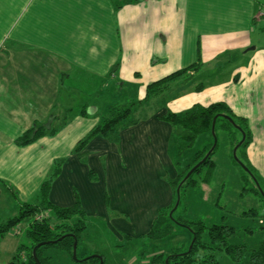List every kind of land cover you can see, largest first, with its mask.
Returning a JSON list of instances; mask_svg holds the SVG:
<instances>
[{
  "label": "crops",
  "instance_id": "crops-1",
  "mask_svg": "<svg viewBox=\"0 0 264 264\" xmlns=\"http://www.w3.org/2000/svg\"><path fill=\"white\" fill-rule=\"evenodd\" d=\"M259 31L264 11L256 0H0V199L17 208L37 203L58 163L48 195L54 206L77 200L101 223L108 209L131 215L144 227L125 236L145 237L173 204L180 174L166 113L221 102L235 118L258 114L264 122V51L252 39ZM194 65L146 98L148 85ZM126 83L136 85L138 105L98 101L102 88ZM130 105L144 108L118 141L93 137L76 151L110 106ZM34 124L57 132L17 146Z\"/></svg>",
  "mask_w": 264,
  "mask_h": 264
},
{
  "label": "trees",
  "instance_id": "trees-1",
  "mask_svg": "<svg viewBox=\"0 0 264 264\" xmlns=\"http://www.w3.org/2000/svg\"><path fill=\"white\" fill-rule=\"evenodd\" d=\"M195 69L196 65L190 66L148 85L146 88V98L162 95L173 81L185 76L189 71H195ZM198 89H200V86ZM131 114V105L110 106L107 115L103 117L102 121L77 144L76 151L82 148L93 137L104 138L111 142L118 141V131L121 128L136 123L131 119ZM225 116L230 118L238 129L225 119ZM214 118L216 119L212 134L211 129ZM162 119L174 128V136H176L177 142L173 145V152H175L178 146L179 154L181 152L184 153V150L190 149L198 138L203 141L210 139L211 143L205 145V148L201 151L196 152L193 164L187 165L185 170L183 172L181 171L174 181V202L168 208L169 216L165 218L166 211L163 210L164 212H160L151 224L148 233L145 235L147 239L152 241L163 240L171 235L174 226H180L189 229L192 233V240L189 246L186 249L176 247L165 254L154 255L149 259V264H218V253H223L228 256L233 264H264V227L260 228L263 232V238L259 245L248 248L245 244L231 243L230 238L233 237L235 231H233L234 229L231 230L225 227V225L207 227L201 221H188L181 217H173V212L176 210L173 208L177 202V197V207L180 204L181 191L197 185L196 180L193 178L194 175L200 174L205 169L202 182L206 183L213 172L215 163L212 157L218 144V128L230 135L232 148L236 146H238L237 148H246L250 141V134L246 131L245 120L235 118L231 110L221 102L212 103L206 107L196 105L180 114L168 112ZM56 132L57 128L34 124L30 129L23 132L16 139L15 143L19 147L28 146L42 137L54 136ZM241 132L244 134L243 140L241 136L238 139L236 137V133H240L241 135ZM214 138L216 140L215 146H213ZM210 150L211 152L202 164L186 178L187 173L201 162ZM242 156L243 159H246L244 153H242ZM234 163L238 164L235 159ZM242 166L244 167V174L252 176L255 181L252 183L253 187L248 188V190L244 189V192L258 194L259 182L257 177L248 165L242 164ZM59 168L60 164L56 163V167L52 169L48 178L42 183L39 189V200L37 203L20 204L18 215L0 224L1 242L2 238L23 220L30 219L26 231V237L30 243L28 246L19 245L12 260L8 264H52L50 257L44 254L49 248L63 251L71 257L73 256L72 250L74 243H76L77 249L81 235L86 230V218L80 203L76 200L72 206L62 208L54 206L48 200L51 182L59 173ZM260 198L264 203V194ZM244 215L253 217L257 215V212L250 210ZM73 218H76L75 222H72ZM200 251L204 252V254L201 255ZM82 262L85 264H103V257L91 256L83 259Z\"/></svg>",
  "mask_w": 264,
  "mask_h": 264
},
{
  "label": "rangeland",
  "instance_id": "rangeland-1",
  "mask_svg": "<svg viewBox=\"0 0 264 264\" xmlns=\"http://www.w3.org/2000/svg\"><path fill=\"white\" fill-rule=\"evenodd\" d=\"M256 1L261 10L264 11V0ZM252 39L253 45L259 51H264V31L256 32ZM254 53L256 51L250 52L249 56ZM237 58L236 56L235 61L231 62V66L237 63ZM114 82L119 83L118 81ZM102 89V95L98 99L102 103L108 105L139 104L135 84L126 83L124 89H110L109 93H105L104 88ZM257 90L258 86L253 88V91ZM81 99L85 98L81 97ZM92 101H97V99L93 97ZM154 104L155 106L150 109H158V105L162 104V101L157 100ZM140 108L144 107L133 108L132 119L138 117ZM255 116L258 117V114ZM255 116L250 115L245 121L246 131L251 136L250 141L245 149L237 148L235 156L233 154L235 147L232 148L230 135L218 128V144L212 157L215 162L213 172L206 183L202 182L205 169L200 174L194 175L193 178L197 185L181 191L180 204L173 212L174 218L181 217L188 221H201L207 227L225 225L231 230L234 229L235 234L230 238V242L245 244L248 248L259 245L263 238V232L260 228L264 227V203L260 198L264 194V122H257ZM240 136L242 139V134L236 133L237 139ZM210 143V139L203 141L198 138L190 149H185L184 153L181 152L180 154L177 146L171 155L174 168H179V171L183 172L187 165L193 164L196 152L201 151L205 145ZM247 150L251 152L250 158L246 156ZM242 153L245 154L246 159H243ZM234 159L238 164L234 163ZM241 163L248 165L257 177L259 182L258 194L244 192V189L248 190V188L253 187L252 183L255 181L252 176L244 174V167ZM250 210H255L257 215L245 216L244 214ZM111 211L110 209L107 210L102 223L93 214L85 217L86 230L78 242L75 258L55 248H49L44 254L50 257L52 264H85L82 260L91 256H102L103 264H130L131 262L132 264H141L139 263L141 259L147 260L149 264V259L154 255L165 254L176 247L186 249L192 240L191 231L180 226H174L171 235L163 240L152 241L146 237L132 236V238H127L126 232L132 229L131 231L138 233V229L144 226L134 224L136 218L131 217V215L127 217L124 213L118 215L112 214ZM164 211H166L165 218H167L169 216L168 209H164ZM16 215H18V208L14 202L9 200L6 202L0 199V224ZM75 221L76 218H73L72 222ZM123 222L127 224L126 228H124L125 225L120 226ZM29 223L30 219L23 220L2 238L0 242V264H8L19 245H29L30 242L26 237ZM200 254L203 255L204 252L200 251ZM217 261L218 264H233L228 256L223 253H218Z\"/></svg>",
  "mask_w": 264,
  "mask_h": 264
},
{
  "label": "water",
  "instance_id": "water-1",
  "mask_svg": "<svg viewBox=\"0 0 264 264\" xmlns=\"http://www.w3.org/2000/svg\"><path fill=\"white\" fill-rule=\"evenodd\" d=\"M225 119H227L236 129H238L237 128V126L233 123V121L230 119V118H228L227 116H225L224 117ZM215 119L216 118H214L213 119V123H212V129H211V132H212V134H213V126H214V121H215ZM241 134H242V140L244 139V134L241 132ZM215 144H216V140H215V138H214V142H213V146H215ZM237 147L238 146H236L234 149V151H233V154H234V156H235V151H236V149H237ZM213 149V148H212ZM211 152V150L206 154V156L203 158V160L201 161V162H199L195 167H193L188 173H187V175H186V178L199 166V165H201L202 164V162L206 159V157L209 155V153ZM245 170L247 171V169L245 168ZM177 194H178V190H177ZM177 203H178V197H177V202H176V204H175V206H174V208L173 209H175L176 207H177ZM75 251H76V243H74V245H73V250H72V255H73V257L75 258Z\"/></svg>",
  "mask_w": 264,
  "mask_h": 264
}]
</instances>
